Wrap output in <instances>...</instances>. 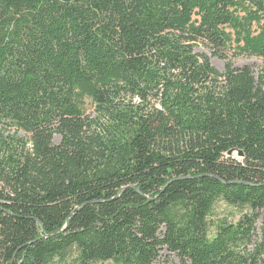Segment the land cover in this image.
<instances>
[{
  "label": "trees",
  "instance_id": "16d2710c",
  "mask_svg": "<svg viewBox=\"0 0 264 264\" xmlns=\"http://www.w3.org/2000/svg\"><path fill=\"white\" fill-rule=\"evenodd\" d=\"M199 41L264 61V0H0V264H264V66Z\"/></svg>",
  "mask_w": 264,
  "mask_h": 264
},
{
  "label": "rangeland",
  "instance_id": "374dc122",
  "mask_svg": "<svg viewBox=\"0 0 264 264\" xmlns=\"http://www.w3.org/2000/svg\"><path fill=\"white\" fill-rule=\"evenodd\" d=\"M195 51L199 54L207 55L211 59V63L214 67H216L219 71H224L228 64H232L234 67H250L256 76L259 75L261 68L264 66V61L262 58L253 55L240 54L236 55L232 47L228 49H223L218 53H215V49L212 48L207 42L199 41L195 46ZM94 108L90 101L87 102V114H93ZM1 132L4 136H8L9 134H16V128H10L9 126L0 127ZM18 135L21 137H25L24 132H18ZM60 136L55 135L54 142L59 143ZM237 160L242 161L240 155L237 152L233 154ZM230 212H237L233 207L227 205L223 201H219L216 204L213 218L219 219L222 217H227ZM238 219V217H236ZM71 262V259L64 261V263ZM63 263V264H64ZM155 264H181L179 257L167 250L166 248L160 251L159 259L155 262Z\"/></svg>",
  "mask_w": 264,
  "mask_h": 264
},
{
  "label": "water",
  "instance_id": "95a60500",
  "mask_svg": "<svg viewBox=\"0 0 264 264\" xmlns=\"http://www.w3.org/2000/svg\"><path fill=\"white\" fill-rule=\"evenodd\" d=\"M229 154H232V151H230ZM238 155L242 156V152H238Z\"/></svg>",
  "mask_w": 264,
  "mask_h": 264
}]
</instances>
